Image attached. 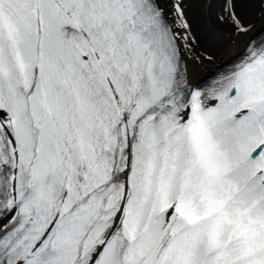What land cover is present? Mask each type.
<instances>
[{
  "label": "snow or ice",
  "instance_id": "6c2138e0",
  "mask_svg": "<svg viewBox=\"0 0 264 264\" xmlns=\"http://www.w3.org/2000/svg\"><path fill=\"white\" fill-rule=\"evenodd\" d=\"M0 264H264V0H0Z\"/></svg>",
  "mask_w": 264,
  "mask_h": 264
}]
</instances>
